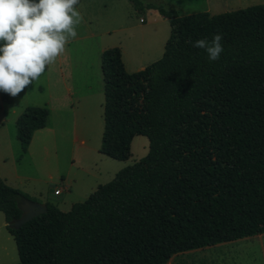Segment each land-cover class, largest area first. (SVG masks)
Segmentation results:
<instances>
[{
	"label": "trees",
	"instance_id": "obj_1",
	"mask_svg": "<svg viewBox=\"0 0 264 264\" xmlns=\"http://www.w3.org/2000/svg\"><path fill=\"white\" fill-rule=\"evenodd\" d=\"M156 10L170 24L164 54L129 74L118 47L101 55L104 85L100 153L131 157L135 137L149 152L68 212L47 213L16 228L27 194L0 177V212L18 264H167L176 254L264 235V5L210 15ZM223 36L210 62L192 43ZM49 110L17 119L27 151Z\"/></svg>",
	"mask_w": 264,
	"mask_h": 264
},
{
	"label": "rangeland",
	"instance_id": "obj_2",
	"mask_svg": "<svg viewBox=\"0 0 264 264\" xmlns=\"http://www.w3.org/2000/svg\"><path fill=\"white\" fill-rule=\"evenodd\" d=\"M140 2L144 6L165 5L166 8L177 10L180 16L203 12L218 15L264 5V0ZM78 10L84 17L77 29L78 39L71 41L66 46V52L57 58L55 64L18 97L12 98L0 92V116L6 113L13 120L15 114L23 113L29 107H44L50 96L55 108H66L70 112L73 105L72 90L77 83L80 89L85 86L93 87L94 96L90 103L92 108L99 106L101 101L104 104L101 67L103 48H120L125 69L129 74L141 71V66L145 69L163 56L170 36V24L158 11L147 8L136 10L128 0H81ZM104 28L117 30L112 35L103 36ZM78 77L79 81L76 82ZM59 96H64V100L58 101L56 97ZM56 114V121L51 118L48 129H40L34 134L26 152L16 139L17 129L12 124V142L10 145L0 143V175L8 178L7 185L37 202L49 200L61 211L68 212L74 204L87 200L98 186L113 181L120 171L139 162L149 152V140L144 136H137L132 142L131 157L127 161L111 159L100 153L102 133L95 129L96 126L88 134L89 148L82 147L73 142L67 122L68 113ZM99 114L104 129L103 114L98 113V116ZM81 115H89L95 123L97 113H82L79 117ZM61 116L62 122L66 124L60 131L64 134L57 132L53 135L51 126L57 122V128L60 129L61 121L58 117ZM69 182H72V188L65 190ZM58 189H63L60 197H56L54 193ZM0 219H3L1 213ZM19 261L15 240L0 223V264H18ZM167 264H264V235L179 253Z\"/></svg>",
	"mask_w": 264,
	"mask_h": 264
},
{
	"label": "clouds",
	"instance_id": "obj_3",
	"mask_svg": "<svg viewBox=\"0 0 264 264\" xmlns=\"http://www.w3.org/2000/svg\"><path fill=\"white\" fill-rule=\"evenodd\" d=\"M81 0H0V92L18 97L78 38ZM223 36L192 43L210 62L224 52Z\"/></svg>",
	"mask_w": 264,
	"mask_h": 264
},
{
	"label": "crops",
	"instance_id": "obj_4",
	"mask_svg": "<svg viewBox=\"0 0 264 264\" xmlns=\"http://www.w3.org/2000/svg\"><path fill=\"white\" fill-rule=\"evenodd\" d=\"M142 23H145V22L143 21ZM116 30L117 29L104 28L103 29V36L112 35V33L114 31H116ZM90 36H92V34H90ZM90 36H84V38H88ZM107 49L108 48H103L101 50V55ZM139 69L143 70L144 67L141 66ZM77 81H79V77L76 78V82ZM63 84H65V81H63ZM78 86H80V85L77 83L75 85V87H74V90H72L73 95L71 96V100L73 102V105L71 106L70 112L65 110L66 108L64 109L63 107H61V108H63L62 110H59V109L55 108L52 105V100H51V96H50V98L48 99V101L46 102V104L44 106V107H46L49 110V116H48V119H47V124H46V127L44 129H41V130H45V129L49 128V126H50L49 121H50L51 118L56 121V119H57V117H56L57 114L56 113H58V112L68 113L67 117H69L68 118L69 121H67V122H68V126L71 128L70 131L72 133L73 142L76 143V144H79L82 147L89 148L88 144L90 143V140H89L88 134L92 131V128L94 126H96L97 128L95 127V129L100 130V133L103 134V124H101V119H100L101 116H100V114L98 116V113H102L103 114V102L102 101L99 102V106H97L95 109L92 108L90 106V103L92 102V97L94 96L93 95V89H92L93 87L92 86H88V87L85 86L82 89H80ZM68 90L71 91V89H68ZM102 94H103V91H102ZM56 98H57L58 101H60V99L64 100V96H59V97H56ZM96 98H98V94H97ZM97 102H98V100H97ZM84 106H85V108H84ZM82 113H97V116H96V119H95V123L92 120V117H90L89 115H87V116L81 115V117H79L80 114H82ZM20 115H22V113L15 114V118L13 120H10L7 117L6 113H4L3 115L0 116V143H3V145L5 143H8L10 145V143L12 142V140L14 138V135L12 136V132H11L10 127H11V124L13 126H16V121L20 117ZM58 119H59V121H61L59 123L60 124V129L57 128L58 123L55 122V124L53 126H51V130L53 132V135L56 134L57 132H60L61 129H64V126L66 125L64 122H62L63 116H61L60 118L58 117ZM70 119H72V120H70ZM102 120H103V115H102ZM16 129H17V126H16ZM37 131L38 130H36L34 132V134H36ZM60 133L64 134V132L63 133L60 132ZM34 134H33V137H34ZM102 134H101V139H102ZM16 139L18 140V131H17V134H16ZM0 176L5 181L6 184H9L8 178H6L3 175H0ZM66 188H67V190H70L72 188V182H69L67 184ZM55 196L56 197H60V196H62V194L61 195H55ZM41 203H43V204L50 203V204H53V205L57 206L55 203H52L49 200L42 201ZM0 223H1V227L6 229L7 224L5 222L4 215H3V219H0ZM206 248H208V247H206ZM194 251H196V250H194Z\"/></svg>",
	"mask_w": 264,
	"mask_h": 264
},
{
	"label": "water",
	"instance_id": "obj_5",
	"mask_svg": "<svg viewBox=\"0 0 264 264\" xmlns=\"http://www.w3.org/2000/svg\"><path fill=\"white\" fill-rule=\"evenodd\" d=\"M19 208L22 211V216L19 220L13 222L11 226L19 228L31 219L47 213V205L29 199H23L19 203Z\"/></svg>",
	"mask_w": 264,
	"mask_h": 264
},
{
	"label": "built area",
	"instance_id": "obj_6",
	"mask_svg": "<svg viewBox=\"0 0 264 264\" xmlns=\"http://www.w3.org/2000/svg\"><path fill=\"white\" fill-rule=\"evenodd\" d=\"M142 22H143V20H142ZM66 189H67V188L65 187V190H66ZM62 192H63V189H58V190H56L54 193H55V195H61Z\"/></svg>",
	"mask_w": 264,
	"mask_h": 264
}]
</instances>
